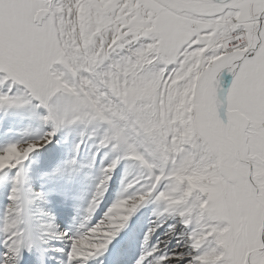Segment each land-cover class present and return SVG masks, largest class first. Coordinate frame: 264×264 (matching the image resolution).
<instances>
[{"label":"snow or ice","instance_id":"1","mask_svg":"<svg viewBox=\"0 0 264 264\" xmlns=\"http://www.w3.org/2000/svg\"><path fill=\"white\" fill-rule=\"evenodd\" d=\"M0 264H264V0H0Z\"/></svg>","mask_w":264,"mask_h":264}]
</instances>
